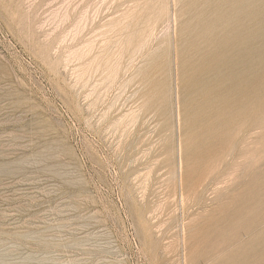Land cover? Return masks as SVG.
Instances as JSON below:
<instances>
[{
	"label": "rangeland",
	"instance_id": "374dc122",
	"mask_svg": "<svg viewBox=\"0 0 264 264\" xmlns=\"http://www.w3.org/2000/svg\"><path fill=\"white\" fill-rule=\"evenodd\" d=\"M0 264H264V0H0Z\"/></svg>",
	"mask_w": 264,
	"mask_h": 264
},
{
	"label": "bare ground",
	"instance_id": "6f19581e",
	"mask_svg": "<svg viewBox=\"0 0 264 264\" xmlns=\"http://www.w3.org/2000/svg\"><path fill=\"white\" fill-rule=\"evenodd\" d=\"M254 9V8H253ZM254 13V12H253ZM252 22H253V20H252ZM217 30V29H216ZM204 31V30H203ZM243 34V33H242ZM218 47V46H217ZM249 48V47H248ZM251 49V48H250ZM223 50V49H222ZM220 53V52H219ZM237 53V52H236ZM235 55V54H234ZM236 57V56H235ZM229 58V57H228ZM232 58V57H231ZM191 61V60H190ZM198 69V68H197ZM198 71V70H197ZM198 73V72H197ZM217 83V82H216ZM230 83V82H229ZM238 102V101H237ZM235 108V107H234ZM237 108V107H236ZM246 108V107H245ZM249 108V107H248ZM239 109V108H238ZM247 109V108H246ZM250 110V109H249ZM248 110V111H249ZM252 113H253V109H252ZM239 114V113H238ZM254 114V113H253ZM223 115V114H222ZM232 123V122H231ZM255 126V125H254ZM258 126V125H257ZM224 130V129H223ZM226 130V129H225ZM226 131H228V130H226ZM248 137V136H247ZM250 142V141H249ZM228 143V142H227ZM230 143V142H229ZM250 144V143H249ZM230 146V145H229ZM228 146V147H229ZM227 147V148H228ZM230 149V148H229ZM213 153V152H212ZM244 154H246L245 152H244ZM248 154V153H247ZM225 155V154H224ZM249 156V155H248ZM224 157V156H223ZM244 158V157H243ZM239 160V159H238ZM228 163V162H227ZM227 165V164H226ZM248 183V182H247ZM255 226V225H254ZM227 243V242H226ZM225 244V243H224ZM229 246V245H228Z\"/></svg>",
	"mask_w": 264,
	"mask_h": 264
}]
</instances>
